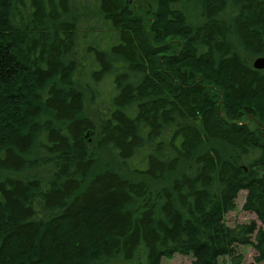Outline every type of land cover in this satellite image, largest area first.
Listing matches in <instances>:
<instances>
[{
    "label": "trees",
    "instance_id": "16d2710c",
    "mask_svg": "<svg viewBox=\"0 0 264 264\" xmlns=\"http://www.w3.org/2000/svg\"><path fill=\"white\" fill-rule=\"evenodd\" d=\"M134 1L0 0V264H264V0Z\"/></svg>",
    "mask_w": 264,
    "mask_h": 264
},
{
    "label": "rangeland",
    "instance_id": "374dc122",
    "mask_svg": "<svg viewBox=\"0 0 264 264\" xmlns=\"http://www.w3.org/2000/svg\"><path fill=\"white\" fill-rule=\"evenodd\" d=\"M128 6L130 8H132L134 11H136L134 0H126V1L124 0V7L127 8ZM142 6H144L143 1H142ZM138 14L141 18H144L143 14H141V13H138ZM147 22H148V20H143V24L141 23V26H144V24ZM145 27H146V31L149 32L150 25L146 24ZM243 59L246 62H248V64H250V65H252V63L254 61V59H250V58H247L245 56H243ZM206 80H207L206 82L209 84V88H208V95L205 94V100L207 101V104H208V102L211 104L214 103V106H215V101H216L215 107L218 109L220 114H222L224 117H230L231 116V119L232 118H240V120L242 122L246 123L250 127L255 126L256 123H258V121L260 122L263 119V116L260 115V113L256 110V108H254V107L251 108V106L249 107L248 102H246L244 104V108H249L252 111H254L253 115H255V117H254L255 120H253L252 117H249V118L244 117L243 111H242L243 106L241 104L229 102L228 100L222 98V93L218 95V97L215 101H213V99L211 100L210 95H212V94L210 92V89H212L213 87L219 88L218 87L219 85H217L213 79H210V77H207ZM215 85H217V86H215ZM210 100H211V102H210ZM85 110H86L85 113L91 119L95 118L96 114L94 113V111L92 109L89 108V110L88 109H85ZM107 158L110 159V157H108V156H107ZM104 161H105V157H104ZM122 172L132 179H138V180L140 179V177L129 174L123 170H122ZM244 197H245V192H240L238 194L236 200L233 203L232 209L223 216L224 225H226L227 227H235L239 224H245V223H249L251 221H254L256 223L257 227H261V229L264 230V226H261L257 222V220L253 214L243 211L242 206H243ZM235 251L237 254H241L243 256L242 264H254L253 257L255 256V253L250 246H237L235 248ZM190 263H191V259L189 257H182V256H178V255H175L170 259L163 258L160 262V264H190ZM217 264H231V263H230V260L228 257H221L218 260Z\"/></svg>",
    "mask_w": 264,
    "mask_h": 264
},
{
    "label": "water",
    "instance_id": "95a60500",
    "mask_svg": "<svg viewBox=\"0 0 264 264\" xmlns=\"http://www.w3.org/2000/svg\"><path fill=\"white\" fill-rule=\"evenodd\" d=\"M252 67L256 70H263L264 69V57L256 58L252 63Z\"/></svg>",
    "mask_w": 264,
    "mask_h": 264
}]
</instances>
